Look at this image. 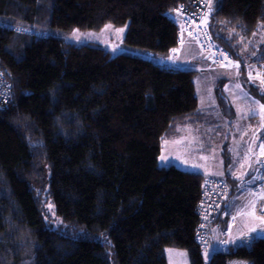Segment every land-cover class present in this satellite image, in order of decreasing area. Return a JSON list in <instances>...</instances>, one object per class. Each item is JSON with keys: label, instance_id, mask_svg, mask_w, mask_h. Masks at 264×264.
<instances>
[{"label": "trees", "instance_id": "1", "mask_svg": "<svg viewBox=\"0 0 264 264\" xmlns=\"http://www.w3.org/2000/svg\"><path fill=\"white\" fill-rule=\"evenodd\" d=\"M193 1L0 0V22L56 33L42 40L0 29V67L12 85L11 102L0 105V264H168L165 247L185 249L191 264H264V240L221 253L198 247L207 176L158 166L164 142L187 127L212 126L218 139L214 114L234 121L223 87L217 108L201 109L196 70H165L57 34L127 25V46L161 58L177 42L165 12ZM211 2L210 33L243 75L264 61V0ZM243 81L259 96L260 86ZM205 250H213L207 261Z\"/></svg>", "mask_w": 264, "mask_h": 264}, {"label": "rangeland", "instance_id": "2", "mask_svg": "<svg viewBox=\"0 0 264 264\" xmlns=\"http://www.w3.org/2000/svg\"><path fill=\"white\" fill-rule=\"evenodd\" d=\"M48 32L50 34L55 31L49 28ZM58 32V36L69 43L95 45L109 51L112 55L127 53L151 59L146 50L129 47L124 43L127 25L118 27L107 24L100 31L73 29ZM194 57L192 53L185 51L182 62L191 63ZM225 76L226 78L219 80L221 85H224L223 91L234 107L236 113L234 121L230 123L227 119L215 114L214 120L222 127L218 139H210V136L202 133V130H211L212 126H197L188 128L187 134L181 138L164 142L158 156V166H173L182 171L201 173L210 177L224 178L228 174L242 181L247 180L246 177L249 175L254 177L259 162L256 147L260 139L264 137V88L261 87L258 90L259 96H256L244 85L243 76L240 73H229ZM218 77L216 74L210 76L208 82L198 77L195 79L196 96L201 108L216 105L214 93ZM227 139H229L230 162L228 166H225L222 150ZM163 251L168 264H191L185 249L165 247ZM212 254L213 250L203 251L206 261Z\"/></svg>", "mask_w": 264, "mask_h": 264}, {"label": "built area", "instance_id": "3", "mask_svg": "<svg viewBox=\"0 0 264 264\" xmlns=\"http://www.w3.org/2000/svg\"><path fill=\"white\" fill-rule=\"evenodd\" d=\"M171 12V18L178 29V39L175 48L169 52L170 58L165 62H155L162 69L177 70L175 60L184 47L201 56L211 53L214 57L213 67L217 71H222L225 63L231 66L236 64L226 51L218 50L213 43L209 30V23L214 19L210 0H194L190 6L179 5L171 9ZM0 29L14 31L19 35L30 34L42 40L50 37L48 31L26 29L12 22H0ZM244 77L248 84L264 88V61L246 65ZM11 92L12 85L0 68V104L8 102ZM261 142V161L254 177L240 181L236 187L221 177H207L202 182L201 200L197 206L199 222L194 234L198 247L213 248L221 253L229 247L251 249L255 242L264 240V137ZM233 202L236 205L231 206L235 210L245 208L237 222H240L239 227L235 231L229 230L233 224L222 230L218 224L225 212L221 214V208Z\"/></svg>", "mask_w": 264, "mask_h": 264}, {"label": "crops", "instance_id": "4", "mask_svg": "<svg viewBox=\"0 0 264 264\" xmlns=\"http://www.w3.org/2000/svg\"><path fill=\"white\" fill-rule=\"evenodd\" d=\"M58 33V32H57ZM59 34V33H58ZM185 51H189L190 53H192L195 57V59L191 60V63L189 62H182V57L184 55V52ZM153 57V55L150 54V58ZM152 59V58H151ZM214 57L213 55L210 53V54H206V56H201V55H198L196 54L193 50L189 49L188 47H184L183 50L180 52V55L179 57L175 60V65L180 69V68H186V69H194L196 70L198 73L201 74V78L203 79V81L205 82H208V78H210V76H219L216 80V82L218 83L217 84V87H223L224 85H221V81L219 80L220 78H226L225 75L229 74V73H240V66L239 65H236V64H233L232 66L229 64V63H225V66L223 67V70L222 71H217L214 69L213 67V60ZM198 63V64H197ZM242 75V74H241ZM244 76V74L242 75ZM245 79V77H243ZM223 81V80H222ZM226 82V81H225ZM223 84V82H222ZM260 86V85H258ZM261 87V86H260ZM216 93V92H215ZM214 93L215 95V99H216V94ZM225 93V92H224ZM226 94V93H225ZM227 96V94H226ZM228 97V96H227ZM229 98V97H228ZM230 100V99H229ZM199 102V100H198ZM231 102V101H230ZM200 107V106H199ZM201 108V107H200ZM210 108H217V99H216V105L213 106V107H209V108H201V109H210ZM217 115L220 116L219 113H215ZM214 114V116H215ZM210 121V120H209ZM197 126H201L199 124H195L193 126H190L191 128H194V127H197ZM190 127H187L184 131V133L178 137V138H181L184 134L186 135V131L188 128ZM207 127V126H205ZM213 129L215 128H212L211 130H202V133H204L203 135H208L210 136V139H214L212 138V134L214 133ZM184 139V138H183ZM175 140V139H174ZM262 139H260L257 147H256V151H257V156L259 157V162H258V165L261 161V149H262V142H261ZM258 165H257V169H258ZM256 173H257V170H256ZM256 175V174H255ZM254 175V176H255ZM207 177H210V176H207ZM253 176L251 175L250 178H252ZM248 178V179H250ZM247 179V180H248ZM227 264H253L252 260H245V259H236V258H228L227 259Z\"/></svg>", "mask_w": 264, "mask_h": 264}, {"label": "bare ground", "instance_id": "5", "mask_svg": "<svg viewBox=\"0 0 264 264\" xmlns=\"http://www.w3.org/2000/svg\"><path fill=\"white\" fill-rule=\"evenodd\" d=\"M171 10H168L167 12H165V16L166 18L174 25L175 29H176V34H178V29L174 23V21L172 20L171 18ZM263 16H264V11H263ZM178 39V38H177ZM212 39H213V43L215 45V47L218 49V50H221V51H226L227 52V49L225 47H223L219 42L218 40H216L213 36H212ZM228 53V52H227ZM229 54V53H228ZM230 55V54H229ZM231 56V55H230ZM232 57V56H231ZM152 61L154 62H158L159 60H164V62L166 60H168L170 58V53H167L165 54L164 56H162L161 58H157V57H151ZM233 59V58H232ZM233 61L239 65L234 59ZM240 66V65H239ZM181 69H186V68H178L177 70H181ZM175 70V71H177ZM243 74H244V71H243ZM199 78H201V74L199 73ZM3 92V91H1ZM12 100V92L10 93V96H9V100L7 103L5 104H0V105H7L11 102ZM232 194H230L229 196L231 197ZM201 199L198 200V203L200 202ZM198 203L196 205V214H197V217H198V213H197V206H198ZM235 204V202L231 203L230 205H224L222 208H221V214L225 212V215L223 216V218L226 220V223L222 228V230H226L228 228V226L230 225H233L231 226V228L229 230H232V231H235L238 227H239V223H237L239 221V218L241 216V214L243 213V211L245 210L244 207H240L238 210H235L234 209V206L232 207L231 205ZM236 205V204H235ZM199 219V218H198ZM234 248H237V247H234Z\"/></svg>", "mask_w": 264, "mask_h": 264}, {"label": "clouds", "instance_id": "6", "mask_svg": "<svg viewBox=\"0 0 264 264\" xmlns=\"http://www.w3.org/2000/svg\"><path fill=\"white\" fill-rule=\"evenodd\" d=\"M8 23H11V22H8ZM9 31V30H8ZM16 33V32H15ZM1 68V67H0ZM4 73V72H3ZM6 76V75H5ZM11 83V82H10Z\"/></svg>", "mask_w": 264, "mask_h": 264}]
</instances>
